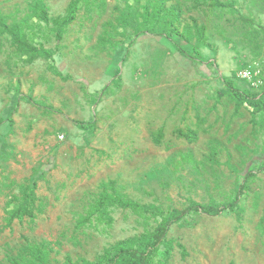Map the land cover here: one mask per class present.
<instances>
[{
    "label": "rangeland",
    "instance_id": "rangeland-1",
    "mask_svg": "<svg viewBox=\"0 0 264 264\" xmlns=\"http://www.w3.org/2000/svg\"><path fill=\"white\" fill-rule=\"evenodd\" d=\"M73 1L0 0L54 54L31 61L0 32V264L36 249L95 263L153 230L129 209L95 214L112 181L166 211L240 196L236 213L172 226L169 264H264V108L249 103L264 100V0H82L59 38ZM18 208L34 216L9 222Z\"/></svg>",
    "mask_w": 264,
    "mask_h": 264
},
{
    "label": "trees",
    "instance_id": "trees-1",
    "mask_svg": "<svg viewBox=\"0 0 264 264\" xmlns=\"http://www.w3.org/2000/svg\"><path fill=\"white\" fill-rule=\"evenodd\" d=\"M81 2L82 0H74L68 7L67 14L56 21L57 35L59 38L62 37L63 30L76 20ZM37 10L40 15V20L49 22L47 7L43 2H40ZM23 28V25L19 22L13 21L9 23V18L0 14V32L11 35L15 44H18L29 53L31 61L38 58L52 59L54 55L53 52L44 47L38 48L33 45L24 34ZM197 31L199 33V40L203 41L205 29L200 28ZM148 34L150 33H145L144 36H148ZM165 35L168 37L170 36L168 32ZM58 75L64 80L71 79L70 76H63L59 72ZM233 99L236 100L237 97L234 96ZM249 103L253 107H257V109L264 108V100L252 99ZM111 185L110 190L107 188L108 185H103V191L93 207L95 214H100V216L104 218V214H106L109 209H129L140 217L153 219L156 222V226L153 230H148L141 235L121 240L107 248L95 263L84 260L79 264H169L176 247L175 242L168 238V233L172 226L182 224L191 216H219L226 210L236 213L240 208V196H234V198L227 203L212 202L209 204H202L191 200L190 205L186 209L166 211L160 206L142 204L138 201L125 198L113 187V181ZM239 193L242 195L241 191ZM26 215L29 217L34 216L33 212L29 211L27 208L23 210L18 208L10 214L9 222H13L16 219L21 220ZM263 224L264 219L262 220L264 231ZM179 247L184 249L182 245H179ZM183 253L186 254L185 250H183ZM45 259L46 255L36 249V254L31 262L23 260L20 262L15 261L14 264H46Z\"/></svg>",
    "mask_w": 264,
    "mask_h": 264
}]
</instances>
